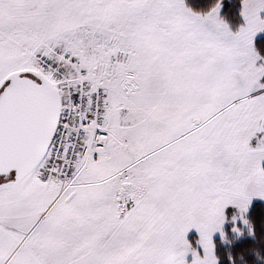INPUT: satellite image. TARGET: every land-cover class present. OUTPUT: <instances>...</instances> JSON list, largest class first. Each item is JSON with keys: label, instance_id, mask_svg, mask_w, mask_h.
Here are the masks:
<instances>
[{"label": "snow or ice", "instance_id": "6c2138e0", "mask_svg": "<svg viewBox=\"0 0 264 264\" xmlns=\"http://www.w3.org/2000/svg\"><path fill=\"white\" fill-rule=\"evenodd\" d=\"M0 264H264V0H0Z\"/></svg>", "mask_w": 264, "mask_h": 264}]
</instances>
